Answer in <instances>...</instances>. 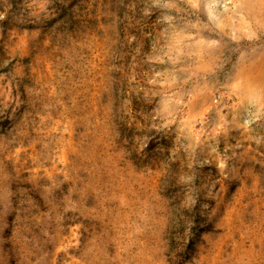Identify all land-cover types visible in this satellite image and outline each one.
<instances>
[{"label": "rangeland", "instance_id": "374dc122", "mask_svg": "<svg viewBox=\"0 0 264 264\" xmlns=\"http://www.w3.org/2000/svg\"><path fill=\"white\" fill-rule=\"evenodd\" d=\"M0 264H264V0H0Z\"/></svg>", "mask_w": 264, "mask_h": 264}]
</instances>
